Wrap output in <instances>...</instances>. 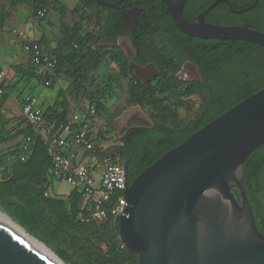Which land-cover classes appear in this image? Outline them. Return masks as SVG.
<instances>
[{
  "label": "water",
  "instance_id": "obj_1",
  "mask_svg": "<svg viewBox=\"0 0 264 264\" xmlns=\"http://www.w3.org/2000/svg\"><path fill=\"white\" fill-rule=\"evenodd\" d=\"M165 1L175 24L188 35L264 45V31L247 23L206 22L216 2L196 20H187L185 0ZM125 40L117 43H125L133 56L136 48L129 38ZM130 64L143 82L150 80L144 75L159 72L154 64L143 66L134 60ZM153 126L139 105L125 110L115 122L120 136L133 128ZM262 144L264 87L165 152L132 182L127 170L120 240L137 254L138 264H264V234L243 182L244 163ZM0 264L54 263L0 222Z\"/></svg>",
  "mask_w": 264,
  "mask_h": 264
},
{
  "label": "rangeland",
  "instance_id": "obj_2",
  "mask_svg": "<svg viewBox=\"0 0 264 264\" xmlns=\"http://www.w3.org/2000/svg\"><path fill=\"white\" fill-rule=\"evenodd\" d=\"M41 1L40 4L38 0H0V18L12 19L2 30L26 63L23 76L9 69L6 83L13 85V90L7 96H0V154L20 147L31 132L18 103L20 93L29 91L40 93L48 108L54 112L48 119L49 127H60L70 120L80 119L89 105L95 103L94 97H98V102L101 97L104 104H100V116L95 119L93 129H100L104 138L102 146L107 148L120 143L115 122L131 106L139 105L152 121L165 118L174 128L189 126L197 119L207 102L206 88L199 77L189 78L190 73L176 62L170 46L159 35L147 38V46L160 71L148 83L155 86L158 81L171 79L180 86L162 94L155 92L145 100L134 99L131 94L132 85L135 84L130 64L133 57L131 50L125 43L121 46L100 37L106 19L104 7L95 0ZM39 9L45 11L43 17L38 15ZM17 30L25 31L26 36L22 37ZM33 42L40 43L57 61L70 51L81 49L88 58L81 67H76L74 74H59L56 69H39L31 64L30 46ZM120 52L123 58H117L116 54ZM124 68L127 72H124ZM104 91L109 92L107 96H103ZM111 153L114 155L113 150ZM33 164L30 166L33 167ZM30 166L25 168L26 172ZM23 174L14 173V170L12 175L0 172V187L13 185L15 177ZM4 199L20 213L32 215L49 241L76 264H99V254L91 244L109 253L110 245L93 229L83 227L77 233H69L61 228L46 227L40 214L19 189L12 187ZM65 209L71 211L68 206ZM120 249L118 255L123 259L122 264H138L136 254Z\"/></svg>",
  "mask_w": 264,
  "mask_h": 264
},
{
  "label": "trees",
  "instance_id": "obj_3",
  "mask_svg": "<svg viewBox=\"0 0 264 264\" xmlns=\"http://www.w3.org/2000/svg\"><path fill=\"white\" fill-rule=\"evenodd\" d=\"M38 1L40 4L42 3L41 0ZM104 9L106 10V19L100 37L116 38L120 27L121 14L116 8L104 7ZM166 10V5H164L161 12L164 13ZM107 13H109V16ZM168 19L173 35L171 36L162 31L164 38L168 40L172 47L178 63L185 59L198 63L199 72L203 77V85L207 91V102L197 119L189 126L174 128L168 124L165 118L156 119L153 127L133 128L129 133L128 139H124L121 143L108 148L102 146L104 142L103 135L98 127L95 128L96 147L98 149H103L104 147V153L108 155L111 154V150L120 151V157L122 158L120 161L127 165L130 182L165 152L186 140L193 132L264 87V45L240 39L214 38L213 43L218 44V48L203 51L201 50L203 39L181 31L173 21L170 13H168ZM225 23L235 25L241 23V21L229 20ZM250 27L256 28L252 24H250ZM135 46L140 52L139 56L133 58L136 63L145 64L151 60L144 39L139 38ZM116 55L118 56L117 58L124 57L121 52ZM100 56H103V54H100ZM87 58L86 52L82 49L80 51H70L58 58L55 69L59 74H74L76 67H81L87 61ZM14 70L18 74L23 73L25 66L15 65ZM123 70L127 72L126 68ZM133 78L135 79V84L132 85L131 94L134 99L138 98L139 100H145L155 92L162 94L169 89L180 86L171 81V79L163 82L158 81L155 86H151L150 83L141 81L136 75ZM13 87L6 85L3 94L0 96L9 95ZM108 93L104 91L103 96H107ZM99 98L101 101L98 102V97H94L96 101L91 103L96 106L97 117L100 116L101 112L100 104H104L101 97ZM53 114L54 112L49 108L46 109L44 111L45 121H48ZM24 121L26 126L31 129V132L27 135L22 145L0 154V162L4 165V169L0 170V172L9 173L10 175H12L13 170L14 173L24 172L23 175L15 177L13 185L0 187V209L20 224L27 232L52 248L64 262L69 264L76 263L65 252L49 241L40 223L32 215L20 213L4 199L5 194L10 193L12 187L20 190L26 201L40 214L46 227L61 228L69 233H77L80 228L85 227L97 232L110 245L108 253L91 244L97 249L100 259L99 264H122L123 259L118 255L120 248L136 254L124 247L120 240L119 218L115 219L114 228L111 227L110 222L98 225L93 223L82 224L77 221L74 216L80 209L82 196L76 190L68 199L45 195V192L50 189L52 182L48 172L51 161L47 153L46 140L41 134L35 133L34 127L25 118ZM63 125L60 127L53 126L50 135L56 133ZM28 137L32 139L30 153H28L26 160H22L19 153L25 151ZM37 157H39L38 162H36ZM32 163H34L33 167L30 166ZM28 166H30V175L27 173L29 171L26 172L25 170ZM243 170V182L246 193L252 205L257 226L264 234V144L260 145L249 155L244 163ZM234 191L237 193V190ZM67 206L70 207V212L65 209ZM110 256L112 257L110 258Z\"/></svg>",
  "mask_w": 264,
  "mask_h": 264
},
{
  "label": "built area",
  "instance_id": "obj_4",
  "mask_svg": "<svg viewBox=\"0 0 264 264\" xmlns=\"http://www.w3.org/2000/svg\"><path fill=\"white\" fill-rule=\"evenodd\" d=\"M44 14V10H38L40 17ZM17 33L26 36L23 30H17ZM30 53L31 63L37 68L48 71L55 69L56 58L40 43L33 42ZM6 76V71L0 70V95L6 86ZM22 111L26 121L34 128H40L45 122V110L41 107L38 95H28L22 102ZM96 118V106L90 104L80 119L68 121L45 140L51 161L48 169L50 178L68 183L82 196V204L76 213L77 221L101 225L112 223L123 214L128 182L125 164L114 158L113 154H105L104 147H96L93 129ZM31 141L28 137L25 151L19 153L22 160H26L30 153ZM75 150L86 152L89 162L82 163L76 157ZM3 169L4 165L0 162V170ZM45 195H51V191L47 190Z\"/></svg>",
  "mask_w": 264,
  "mask_h": 264
},
{
  "label": "flooded vegetation",
  "instance_id": "obj_5",
  "mask_svg": "<svg viewBox=\"0 0 264 264\" xmlns=\"http://www.w3.org/2000/svg\"><path fill=\"white\" fill-rule=\"evenodd\" d=\"M97 3L107 8H116L121 14L120 27L117 31L116 38H105L115 44L119 39H123L126 42L125 37L129 38L136 48V43L139 38L144 39L147 46V38L153 35H159L161 39L169 46V42L164 38L163 32L173 35L171 25L168 19V6L165 0H95ZM216 2L215 6L206 14L205 20L211 24L219 25H233L227 24L226 21L237 20L241 21L239 24L247 23L256 26L257 29L264 31V0H185L183 6V16L187 20H196L198 15L203 12L211 3ZM104 3L113 4L118 3L116 6H107ZM166 5L167 10L162 13L161 10ZM248 8V9H246ZM246 9V10H243ZM243 10V11H240ZM166 14V15H165ZM171 14V13H170ZM235 14V16H233ZM109 16V13H107ZM173 19V18H172ZM174 21V20H173ZM237 25V24H235ZM259 29V30H260ZM166 39V40H165ZM204 40L201 50L216 49L218 44L213 43L214 38H201ZM148 48V46H147ZM171 52L174 56L172 47ZM148 53L151 60L147 61L143 66L154 64V67L159 70L157 64L154 62L152 54L148 48ZM140 52L136 48L133 57L139 56ZM176 62L177 58L174 56ZM179 64L185 71L190 73L189 78L199 77L203 82V77L199 72L198 63L190 59H185ZM152 72L144 75L145 79H153L159 75ZM155 75V76H154ZM149 80V81H150ZM132 129L119 137L120 143L124 139L129 138V133ZM116 158L122 160L120 157V151H114ZM112 154V153H111ZM126 165V164H125ZM127 166V165H126ZM115 221L111 223V227H115Z\"/></svg>",
  "mask_w": 264,
  "mask_h": 264
},
{
  "label": "crops",
  "instance_id": "obj_6",
  "mask_svg": "<svg viewBox=\"0 0 264 264\" xmlns=\"http://www.w3.org/2000/svg\"><path fill=\"white\" fill-rule=\"evenodd\" d=\"M10 21H12V19H10V18H8L7 20L0 18V69H4L7 74L9 72V69L14 70L15 65L25 66V64H26L24 59H22V56L16 50L17 47L8 40L7 33H4L5 31L2 30V29L7 27L6 25ZM10 52H11V54H10ZM23 75H25V74L21 73V76H23ZM7 79H8V76H6V81H7ZM6 85L8 86V83H6ZM11 86H13V85H11ZM32 94L39 96L41 107L44 110L48 109L49 106L44 101L45 99H43V97H42V95H40V93H36V92L32 93L29 91V92H25V93H20V95L18 96V103L21 107V110H22L23 100L28 95H32ZM47 96H49V95H47ZM22 114H23V111H22ZM52 127L53 126L49 127L48 121H45L41 125L40 128H34V131H35V133L41 134L46 139L49 137V135L52 131ZM75 154H76V157L82 163L89 162V159L87 158V153L84 152L83 150H75ZM49 190L51 191L52 196L57 197V198H63V199H68L69 197L72 196V193L75 191L74 188L71 185H69L68 183H63V181H54V180H52L51 187ZM81 204H82V202L80 203V206H81Z\"/></svg>",
  "mask_w": 264,
  "mask_h": 264
},
{
  "label": "bare ground",
  "instance_id": "obj_7",
  "mask_svg": "<svg viewBox=\"0 0 264 264\" xmlns=\"http://www.w3.org/2000/svg\"><path fill=\"white\" fill-rule=\"evenodd\" d=\"M121 125L120 122H118ZM0 222L9 226L21 236L32 248L54 264H66L50 247L27 232L20 224L0 209Z\"/></svg>",
  "mask_w": 264,
  "mask_h": 264
}]
</instances>
